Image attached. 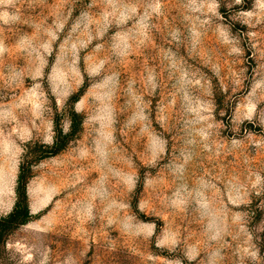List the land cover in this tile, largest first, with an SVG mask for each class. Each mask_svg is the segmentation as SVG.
Returning <instances> with one entry per match:
<instances>
[{"label": "rangeland", "instance_id": "rangeland-1", "mask_svg": "<svg viewBox=\"0 0 264 264\" xmlns=\"http://www.w3.org/2000/svg\"><path fill=\"white\" fill-rule=\"evenodd\" d=\"M23 166L0 264H264V0H0V220Z\"/></svg>", "mask_w": 264, "mask_h": 264}, {"label": "trees", "instance_id": "trees-1", "mask_svg": "<svg viewBox=\"0 0 264 264\" xmlns=\"http://www.w3.org/2000/svg\"><path fill=\"white\" fill-rule=\"evenodd\" d=\"M71 131L69 134H64L62 129L57 130L56 142L53 146V155L63 151L69 141L80 131L82 126V116L73 111L70 114ZM29 181V167L23 166L18 179L17 185V201L12 212L0 220V245L4 244L6 238L17 228L26 225L32 219V214L29 205L27 185Z\"/></svg>", "mask_w": 264, "mask_h": 264}]
</instances>
